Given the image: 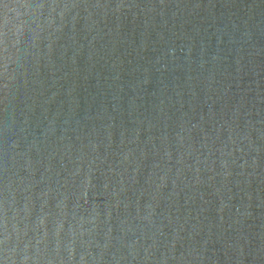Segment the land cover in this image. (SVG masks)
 Instances as JSON below:
<instances>
[{"label": "water", "instance_id": "water-1", "mask_svg": "<svg viewBox=\"0 0 264 264\" xmlns=\"http://www.w3.org/2000/svg\"><path fill=\"white\" fill-rule=\"evenodd\" d=\"M0 264H264V0H0Z\"/></svg>", "mask_w": 264, "mask_h": 264}]
</instances>
